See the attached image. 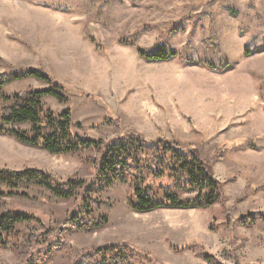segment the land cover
Returning a JSON list of instances; mask_svg holds the SVG:
<instances>
[{"label": "rangeland", "instance_id": "obj_1", "mask_svg": "<svg viewBox=\"0 0 264 264\" xmlns=\"http://www.w3.org/2000/svg\"><path fill=\"white\" fill-rule=\"evenodd\" d=\"M161 48L177 56L149 61L139 53ZM26 69L64 88L68 101L45 97V109L70 110L72 133L103 145L51 155L0 134V169L42 171L62 189L68 180L81 184L71 200L36 184L19 186L18 195L1 187L0 216H34L8 240L19 247L36 228L43 243L27 261L0 247V264H73L81 250L113 244L144 251L155 264H264V0H0V75ZM50 87L14 81L0 92V110L2 96ZM131 136L196 152L220 183L221 201L134 212L132 187H100L96 168L102 149ZM161 184L159 197L173 190ZM251 215L253 224L241 223ZM74 216L104 225L75 229Z\"/></svg>", "mask_w": 264, "mask_h": 264}, {"label": "trees", "instance_id": "obj_2", "mask_svg": "<svg viewBox=\"0 0 264 264\" xmlns=\"http://www.w3.org/2000/svg\"><path fill=\"white\" fill-rule=\"evenodd\" d=\"M139 53L149 61H166L177 56L175 52H168L164 48L151 54L142 51ZM199 63L212 70L217 69L209 62ZM29 78L49 84L51 87L42 90L28 89L11 96H2L0 134L11 137L25 146L40 148L51 155H76L91 149L100 150L102 142L78 137L72 133L70 110L56 115L45 109L43 103L45 97L54 98L59 103H66L68 98L63 93L64 88L55 84L44 72L26 69L1 74L0 92L14 81ZM22 125L27 128L18 127ZM102 153L101 161L96 167L99 186L106 188L118 182H127L133 190L130 207L134 212L149 213L159 209L204 210L221 201L220 183L213 177L208 164L202 161L196 152L186 153L173 143H162L160 140L150 143L140 137L131 136L113 141L102 149ZM164 179L171 182L173 190H164L162 197H159V191L166 188L162 184L157 186L156 183ZM25 184L39 185L63 200H71L81 185L68 180L65 184L67 188L62 189L55 187L49 176L42 171L11 172L0 169V188H7L9 190L7 195H18L13 190ZM180 191H194L196 195L192 199H182L178 195ZM4 196V192L0 191V197ZM250 217L251 221L242 219L241 223L245 226L253 224L257 215ZM72 219L74 220L72 227L75 229L90 231L104 225L102 220H81L79 216ZM33 220L34 216L24 213L9 212L1 215L0 247L15 249L17 256L27 261L26 256L29 252L43 243L36 235L37 229L30 228L29 235L21 240L19 247H15L8 238L14 234L17 226L30 224ZM70 230L68 227L61 234L64 235ZM55 246L59 247V244L56 243ZM195 251L206 260L211 259L206 252H197V249ZM138 254L146 260L142 262L143 264H155L150 254L126 244L83 249L72 257L73 264H140Z\"/></svg>", "mask_w": 264, "mask_h": 264}]
</instances>
